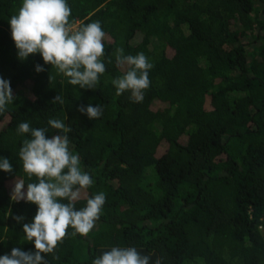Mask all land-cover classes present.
Here are the masks:
<instances>
[{"label":"trees","instance_id":"1","mask_svg":"<svg viewBox=\"0 0 264 264\" xmlns=\"http://www.w3.org/2000/svg\"><path fill=\"white\" fill-rule=\"evenodd\" d=\"M76 29L99 21L106 71L94 89L68 83L39 53L20 60L9 20L22 0H0V78L15 97L0 114V257L24 239L37 205L14 202L16 180H31L18 153L28 122L71 128L69 149L93 180L74 202L105 194L87 236L71 227L46 264H92L113 247H134L149 264H264V0H67ZM153 64L141 102L116 95L125 74L115 51ZM111 60V63H109ZM36 65L44 68L36 72ZM49 75L54 79L49 81ZM59 95L64 103L51 102ZM100 105L89 120L77 109ZM68 203L67 200L62 201ZM22 216L17 222L13 217Z\"/></svg>","mask_w":264,"mask_h":264},{"label":"clouds","instance_id":"2","mask_svg":"<svg viewBox=\"0 0 264 264\" xmlns=\"http://www.w3.org/2000/svg\"><path fill=\"white\" fill-rule=\"evenodd\" d=\"M70 16L67 0H22L18 14L9 20L11 38L20 60L39 53L45 64L55 68L57 74L69 78L70 85L94 89L100 75L106 71L105 64L101 62L105 33L99 21L74 29L69 24ZM115 60L117 66H127L123 76L112 80L116 95L130 92L133 102H141L144 91L150 86L149 70L153 64L144 53L125 55L122 48L116 49ZM35 71L39 73L44 68L36 65ZM53 79L49 75L50 83ZM14 99L10 81L0 78V114ZM57 101L64 103L59 95L51 102ZM77 110L89 120L98 119L102 114L100 105L89 104ZM48 124L65 134L48 138L47 128H31L28 122L20 123L16 129L18 135L31 136V139L24 140L18 156L29 180L36 177L38 182L27 183L25 191L24 180H16L10 199L37 205L32 222L23 225L24 239L34 242L35 251L13 248L10 255L0 257V264H46L42 254L53 253L69 227L74 230L73 236H87L105 204V194L101 192L88 198L85 207L75 208L74 202L80 198L81 190L92 186L93 180L81 170L79 156L69 149L67 133L71 128L56 119L49 120ZM0 170L12 171L7 158H0ZM65 200L68 203L62 202ZM13 218L17 222L23 220L22 216ZM149 260V256H142L134 247H113L95 258L92 264H149ZM156 264L160 261L157 260Z\"/></svg>","mask_w":264,"mask_h":264},{"label":"rangeland","instance_id":"3","mask_svg":"<svg viewBox=\"0 0 264 264\" xmlns=\"http://www.w3.org/2000/svg\"><path fill=\"white\" fill-rule=\"evenodd\" d=\"M74 29H76V27H74Z\"/></svg>","mask_w":264,"mask_h":264}]
</instances>
